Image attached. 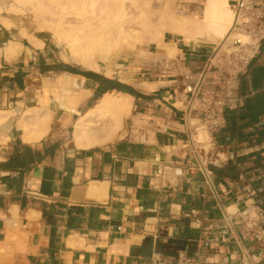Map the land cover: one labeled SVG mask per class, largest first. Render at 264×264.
Instances as JSON below:
<instances>
[{"label": "crops", "instance_id": "1", "mask_svg": "<svg viewBox=\"0 0 264 264\" xmlns=\"http://www.w3.org/2000/svg\"><path fill=\"white\" fill-rule=\"evenodd\" d=\"M177 4L203 16L205 0ZM41 38L36 47L0 18V110L16 111L0 124V264H264V248L248 232L253 220L264 228V38L231 68L206 35L190 42L166 32L177 54L156 44L130 80L64 70L70 63ZM10 40L24 47L13 59L3 52ZM62 73L89 94L70 114L57 107L41 140H24V112L51 98L48 86ZM106 78L134 93L99 94ZM214 88L224 103L218 127L203 101ZM113 91L132 97L127 132L76 145V121ZM198 122L208 145L196 138Z\"/></svg>", "mask_w": 264, "mask_h": 264}, {"label": "bare ground", "instance_id": "2", "mask_svg": "<svg viewBox=\"0 0 264 264\" xmlns=\"http://www.w3.org/2000/svg\"><path fill=\"white\" fill-rule=\"evenodd\" d=\"M149 3V0H3L0 3V18L11 29L13 22L2 15L5 6L6 10L20 14L31 12L39 24L37 28L52 32L56 41L62 44L65 61H76L86 68L104 71L108 76H113L115 71L106 68L103 63L109 62L115 54H121L123 45L145 43L143 39H146L148 32L143 37V30L150 32L151 35L147 37L150 36L151 42H155L160 50H166L169 57L177 54V48L165 42L166 32L178 34L190 42L203 40L201 37L206 31L215 40L224 33L228 34L226 41L229 42L246 39V33L232 26L234 10L229 0H205L202 17L174 11L171 14L164 13L158 25L148 19V14L152 12L148 8ZM20 30L22 36L33 45L43 47L44 40L40 36L28 31L25 26ZM22 48L20 41L10 40L3 52L7 59H13L18 57ZM121 78L128 79V76ZM153 84L143 83L148 87ZM48 88L52 93L51 98L41 96V106L28 108L21 118L25 129L22 138L26 141L41 140L50 130L57 107L70 114L90 92L80 88L75 77L69 73L59 74ZM49 99L52 104L48 103ZM132 106L130 95L119 91L104 94L95 107L76 121L73 131L76 145L93 147L122 137L125 118L131 114ZM15 112L0 110V124ZM198 137H210V134L200 128Z\"/></svg>", "mask_w": 264, "mask_h": 264}, {"label": "rangeland", "instance_id": "3", "mask_svg": "<svg viewBox=\"0 0 264 264\" xmlns=\"http://www.w3.org/2000/svg\"><path fill=\"white\" fill-rule=\"evenodd\" d=\"M2 1L3 0H0V3ZM149 2L150 3H149V7L148 8L151 9L152 12H154V13L150 12L148 14V19L150 21L154 20L155 22L154 21L153 22L155 23V25H158L162 21V16H163L164 13L165 14H171V13H173V11H174V13H180L179 12L180 11V9H179L180 4H177V0H149ZM4 6L5 5H3V7ZM5 7H4V10L2 12V15L8 17V19H10V21L13 22L11 24V28L14 31V34H16L17 36L23 37L22 34H21V30L20 29H21L22 26H25L28 29V31L33 32V33L37 34L40 37L47 38L49 44L53 48H55L54 49L55 50V53H54L55 56L58 59H60L62 62L64 61L63 56H62V53H63L62 44H60V43H58L56 41V39L53 37V33L52 32H50L48 30H45V29L40 30V28H37V27H39V24L34 20V18L32 17L33 15H32L31 12L27 11L25 14H20V13H17L15 11H8V10H6ZM183 14H185V13H183ZM153 15H154V17H153ZM143 31H142L143 32V34H142L143 37H144L146 32H148V34L150 33L149 31H146V30H143ZM243 33H245V32H243ZM147 35H146V39L145 40L143 39L144 42L146 41L145 43H143L141 45L140 44H136V45H130L129 44L127 46L123 45L121 54H115L113 56V58L109 62H107L106 64L103 63V65L106 68H108L110 66L113 67V69L115 71V74L113 76H110V77L119 79V77L126 76V74H127L129 76L128 80L131 79L130 78L131 74L129 73V71L132 68H135V66L137 64H139V62H140V60L142 58H146L148 56V54H150L149 53V48H151V50H155L156 49V43L153 42V41L151 42V40L149 38L150 36L147 37ZM149 35H151V34H149ZM203 35L204 36L206 35L210 39H214V38L210 37L211 34H209V31H206ZM227 35H228L227 33L226 34L224 33V34L221 35V37H218V38H216V40L215 39L214 40L219 44V47L222 48V50L224 52L225 51L232 52V51H234L236 49L237 44L235 42H233V41H231V42L226 41ZM248 40H250V37L247 35L245 41H248ZM221 42L223 44V47L221 45ZM136 48H139V49H136ZM152 55H154V54H152ZM66 62L70 63L72 66H75V67H78V68H82V69H87L82 64H79L76 61L69 60V61H66ZM102 74H104V72H102ZM79 115H80V113H79ZM131 116H132V113L125 118V123L126 124H125L124 133L127 132V130H128V126H129V123H130V120H131L130 119ZM137 124H141V123L137 122ZM197 124L199 125L200 128H203L204 130H207V128L201 126V124L199 122ZM199 127H198V131L200 129ZM118 138H120V137H117L115 139L117 140ZM196 138L199 141H204L205 142L204 144H206V145L210 144V140H211L210 137L199 138L198 137V133H197Z\"/></svg>", "mask_w": 264, "mask_h": 264}, {"label": "built area", "instance_id": "4", "mask_svg": "<svg viewBox=\"0 0 264 264\" xmlns=\"http://www.w3.org/2000/svg\"><path fill=\"white\" fill-rule=\"evenodd\" d=\"M234 19L232 26L245 32L250 40L235 41L236 49L232 52L225 51L223 54L224 63H231V68L241 66L247 62L253 49L264 38V0H235ZM225 70V69H224ZM203 101L208 107V112L212 118V125L220 126L219 105H223V99H220L219 88L203 91ZM209 172H211L209 170ZM253 220L248 226V232L251 233L256 241L264 248V228L258 227Z\"/></svg>", "mask_w": 264, "mask_h": 264}, {"label": "trees", "instance_id": "5", "mask_svg": "<svg viewBox=\"0 0 264 264\" xmlns=\"http://www.w3.org/2000/svg\"><path fill=\"white\" fill-rule=\"evenodd\" d=\"M62 69L64 70H69V71H72V72H79V73H84V74H88L89 72L88 71H83L81 70L80 68L78 67H74L70 64H66V63H62ZM107 80L110 81V85L107 86V87H104V88H100L99 87V90H98V93L99 94H102L108 90H111V89H119V90H123V91H127V92H130V93H134V89L130 86V85H127V84H124L122 82H120L119 80H113V79H110V78H106Z\"/></svg>", "mask_w": 264, "mask_h": 264}]
</instances>
